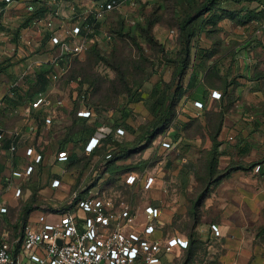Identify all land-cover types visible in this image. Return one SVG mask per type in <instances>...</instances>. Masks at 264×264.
Instances as JSON below:
<instances>
[{
	"label": "rangeland",
	"instance_id": "374dc122",
	"mask_svg": "<svg viewBox=\"0 0 264 264\" xmlns=\"http://www.w3.org/2000/svg\"><path fill=\"white\" fill-rule=\"evenodd\" d=\"M104 1L106 0L7 1L11 6L8 8L11 18L8 30L12 32L19 24L26 22V17L33 16L38 10H44L47 15L53 13L55 20L46 35L51 44L54 43L53 36L71 45L86 39L81 51L76 54L66 53L68 60L57 66L51 97H75L77 100L82 94L79 98L84 104L90 105L91 115L99 117L91 126L95 129L103 128L102 137H111L114 139L111 141L113 146H116L115 149L104 147L97 153L77 159L70 157L68 160H59V155L63 152H53V161L41 167L37 173L39 184L51 188L55 179L60 178L57 174L61 170L66 173L76 167V186H87V190L92 193L103 190L113 197L117 196V199L133 202L138 207H143L148 199L160 205L161 209L169 207L174 201L177 204L183 202L187 207L191 204L187 215L170 216V225L164 229L163 242L166 245L169 246L173 241L174 234H180L187 240V247L166 254L160 264H218V250L211 251L208 246L210 236L208 235L207 240L199 239L195 227L202 216H206L203 209L208 207L216 212L225 203H230L229 199L224 201L223 194L231 189L225 191V188L220 189L217 186L232 171L243 170L239 166H244V162L233 156L227 163L220 164V143L212 140L210 145L211 140L204 131L197 132L194 125L188 127L183 123H190L193 115L187 113L186 108L183 109V104L192 103L196 110L194 114L201 116L203 106L198 105L197 101L202 103V100L193 97L201 94L205 87H215L222 81L243 84L259 75L264 80L263 20L239 24L237 18L223 19L220 21L221 27L212 33L211 39L205 40V33H202L199 37L206 43L210 42L209 46H214L216 50L212 57L200 60L194 58L195 48H191L189 65L197 70L200 83L196 85L195 80L187 87L179 82L176 63L169 61L173 55L169 54V58L167 57L169 50L179 48V32L176 26L177 15L181 12L179 2L120 0V5L105 11L99 19L86 25L85 18L89 16L87 9L94 10ZM28 36L32 38L35 33L28 32ZM191 40L195 43L199 38L194 36ZM160 46L168 51L167 56L162 57ZM236 48L238 51H235ZM224 53L222 63L218 64L216 59ZM244 53L247 67L240 71L234 66L240 61L243 62ZM164 59L167 60L166 65L160 63ZM216 69L217 72L214 71ZM165 87L167 91L163 93ZM179 88L183 92L177 97L176 91ZM129 94L138 96L137 103L132 105L134 108L129 107ZM219 97L220 95L214 98ZM230 99L232 98L228 96V102ZM166 107H171L170 112L174 114V118L163 132L152 139L148 138L153 130L151 124L157 118H163L162 113ZM252 115L264 118V100L254 108ZM178 119L184 126H181ZM197 137L198 143H192L191 140ZM164 142H169L170 146H165ZM188 142L192 145H188ZM263 145V140H257L251 145L257 151L250 161L245 162L246 167L253 162H264ZM110 151L113 153L112 160L105 161L104 155ZM212 157L217 161L216 169L209 177L208 161ZM54 164L59 166L56 165L53 169ZM260 166L257 164L252 168L255 175L259 176L252 180L256 193L259 190L264 192V182H259L264 176V166ZM230 167L236 169L231 170ZM226 171L229 173L221 177ZM153 182L158 184L155 191H158L157 196L160 198H153L149 194L152 187L147 185ZM134 190L136 193H133ZM67 199L68 197L64 198L60 204L53 201L52 195L42 200L17 199L15 205L9 207L6 214L0 217V234H7L3 238L4 242L7 245L15 244L16 237L21 233L20 229L23 230L25 225L30 224L28 215L35 208L42 212L35 219L42 222L46 212L54 211L57 206L61 207ZM47 220L55 222L58 218L51 215ZM209 223L210 228L215 224ZM250 229L261 243L264 255V200L252 209Z\"/></svg>",
	"mask_w": 264,
	"mask_h": 264
},
{
	"label": "crops",
	"instance_id": "0c3cea01",
	"mask_svg": "<svg viewBox=\"0 0 264 264\" xmlns=\"http://www.w3.org/2000/svg\"><path fill=\"white\" fill-rule=\"evenodd\" d=\"M3 1L0 0V133L2 134L0 139V208L5 207V210H0V217L5 215L9 207L14 206L19 198L24 201L30 198L42 200L52 195L56 204H60V201L67 197L70 204L73 192L81 186L82 189L87 187L82 184L76 186L77 175L74 173L76 167L66 173L61 170L57 174L60 178L55 179L58 180V184H53L51 188L39 184L37 173L41 167H45L47 163L53 161V152L64 153L66 151L67 158L59 160H68L70 157L77 159L97 153L104 147L116 148L111 142L114 139L102 137L103 128L95 129L94 126H91L93 122L98 121L99 117L91 115L90 105L84 104L79 98L82 96L81 93L77 100L75 97H63L62 99L51 97L53 80L57 77V66L68 60L66 53H73L63 51L58 45L55 46L57 43L51 44L46 37L47 30H50L55 22L53 13L47 15L44 12L41 15L37 11L38 13L35 12L33 16L26 17V22L23 25L19 24L12 32L8 30L9 19H11L8 15V8L11 6L7 1L5 3ZM100 5L94 10L87 9L89 16L85 18L86 25L99 19L96 14ZM28 32L35 33V36L29 38ZM208 39L205 36V40ZM230 40L233 39L230 38ZM209 43L199 37L198 46L196 43L193 51L194 58L200 59L195 52L198 49L208 48L211 45ZM235 51H238L237 48ZM243 55L245 58L243 62L240 61L234 66L240 71L247 67V63L244 61L247 57L245 53ZM220 57L216 59L218 64L222 63L225 53ZM191 66L188 65L182 76V83L187 87L195 80L196 85L200 83V79L197 78V70ZM217 70L214 71L217 72ZM42 73L47 76V81L42 88L34 90L33 86L37 76ZM171 75L172 73H170ZM260 78L262 76L259 75L256 79L243 84L242 82L231 84V82L222 81L215 87H205L201 94L193 97L202 100L203 112L201 116L194 114L196 110L192 103L183 104V109L186 108L187 113L193 114L190 117V123H183L188 127L194 125L197 132L204 131L211 140L210 145H212V140L220 143V164L227 163L233 156L240 162H244L243 170L232 171L217 186L220 189L225 188V191L231 189L223 194L224 201L229 199L230 203L228 205L225 203V206L216 212L208 207L203 209L207 217L203 215L195 227L199 239L207 240L208 235L210 236L208 246L211 251L218 250V264H264L263 247L250 229L252 209L258 202L264 200V192L260 190L257 193L254 192L253 178L259 176L253 172L254 166L246 167L245 164L246 161L251 160L253 155H256L257 150L252 149L251 145L257 140H263L264 144V118L260 119L252 115L254 108L264 100V80ZM212 90L220 91V97L217 99L212 97ZM39 94L44 98L42 104L32 107L31 102ZM228 96L232 98L229 102ZM135 103L137 101H130L129 107L134 108L132 105ZM81 109L90 110V115H79L78 111ZM178 121L180 120L178 119ZM102 124L105 123L102 122ZM174 124L177 125L175 122ZM180 124L183 125L181 121ZM92 137H98L100 140L91 150H87L86 145ZM197 139L198 137L192 139V143L197 144ZM109 140L110 142H108ZM190 143L188 142V145H192ZM28 149H32V152L28 153ZM37 154L40 155L38 161L35 158ZM107 154L108 152L104 155L105 161ZM29 165L32 168L30 172H27L26 168ZM56 165L54 164L52 168L54 169ZM260 165V168L264 166V162H261ZM14 172H19V174ZM259 182H264V176ZM147 186L152 187L149 194L153 198L156 197L158 194V191H155L158 188L157 182ZM17 189L20 190L19 194L16 193ZM159 192L162 193L161 190ZM87 193L92 192L88 190ZM94 193L112 195L103 190H97ZM133 193H136V190ZM114 198L117 200L116 202L123 201L129 204L137 212L134 225L127 226L128 229L146 220L143 210L146 204H152L159 209L158 217L153 220L155 230L150 237L159 240L161 244V261L166 254L177 252L179 249L184 250L185 247L179 246L174 241L169 246L163 242L164 229L165 226L170 225V216L187 215L191 204L187 207L183 202L177 204L174 201L169 207L161 209V206L152 199L146 200L143 207H138L133 202L117 199V196ZM58 208L60 207L57 206L54 211L46 212V215H43L44 220L54 222L47 220L51 215L59 219ZM71 209L79 218L86 215V212L76 205H73ZM38 214L41 215L42 212L35 208L28 215L30 224L34 226L38 224V220L35 219ZM209 222L218 225L219 235L214 234ZM20 230L22 232V228ZM5 235L7 234H0V239ZM177 236L182 238L180 234H174L173 238ZM8 246L14 252V243Z\"/></svg>",
	"mask_w": 264,
	"mask_h": 264
},
{
	"label": "built area",
	"instance_id": "2783aa9c",
	"mask_svg": "<svg viewBox=\"0 0 264 264\" xmlns=\"http://www.w3.org/2000/svg\"><path fill=\"white\" fill-rule=\"evenodd\" d=\"M120 4V1L115 0L101 4L96 17ZM83 40L71 45L56 36L52 37V41L60 45L63 51L73 53L83 49ZM219 95L216 90L211 92L212 97ZM43 100L39 94L31 106L37 107ZM197 104L201 106L202 103L197 101ZM78 114L88 116L90 110L81 109ZM97 142L98 138L92 137L86 149L91 150ZM163 144L170 146L169 142ZM27 152L31 153L32 149ZM35 158L38 161L40 155L37 154ZM59 158L65 159L67 155L61 153ZM31 168V165L27 166L26 171L30 172ZM54 184H58V180ZM19 192L17 189L16 193ZM79 194L80 189L74 191L70 203L74 202V205L85 211V216L79 218L71 208H59L57 221L42 220L36 226L25 225L22 236L15 239L18 248L14 252L1 238L0 264H158L161 261V244L150 237L155 230L153 220L160 213L156 206L146 204L143 209L146 220L128 229L127 226L134 225L137 217V212L129 204L116 202L110 195L87 193L79 197ZM0 210H5V207ZM211 229L215 235L220 234L216 224H212ZM173 239L179 246H187V240L179 236ZM58 240L61 242L58 243Z\"/></svg>",
	"mask_w": 264,
	"mask_h": 264
},
{
	"label": "trees",
	"instance_id": "16d2710c",
	"mask_svg": "<svg viewBox=\"0 0 264 264\" xmlns=\"http://www.w3.org/2000/svg\"><path fill=\"white\" fill-rule=\"evenodd\" d=\"M111 1L113 0H106L101 4H106L107 2H111ZM115 1H120V0H115ZM3 2L5 3L6 1L4 0ZM178 2L180 5L179 7H181V12L180 14L177 15L178 19L176 22L177 24L176 26L178 27L177 29L179 32V35L177 37L179 41L178 43L179 48H174L172 50H169L168 56H167L168 51L164 48V46L163 47L160 46L159 51L160 54L163 55L162 57L166 55L169 58V54L171 56L173 55L172 58H169V61L175 62L176 66H178L177 75L180 83L182 82V76L184 74V71L187 69L189 65L191 48L196 47V43L198 46V41L194 43L191 40L194 36L196 39H198L202 33H205V36L211 39L212 33H214V31L218 30L221 27L220 21L223 19L232 20L237 18L238 19L237 22L239 24H246L250 21L263 20L262 23L264 24V0H259V2L258 0H177V3ZM253 3L255 4L253 5ZM38 12L41 13L42 15L45 11L38 10ZM215 50L216 49L214 48V46H209L206 49H198L197 52L195 53L197 54V57L200 58V60H204L205 58L208 59L209 57H212V55H214L215 53ZM166 59H164L163 62L160 61V63L166 64L167 63ZM46 81H47V76L45 75V73L38 74L33 89L36 90L42 88L45 85ZM166 91H167L166 87L163 88L162 92L165 93ZM153 92L156 91L153 90ZM182 92L183 90L179 88L176 91L177 97ZM137 97L138 96L129 94L130 101H136ZM170 109L171 107H166L165 111L162 113L163 118L162 119L157 118V120H155L154 123L151 124V129L153 130L151 134H148L147 136L148 138L151 139L154 138L156 134L163 132L166 126L169 125L170 120L174 118V114L170 112ZM107 155H109V157H106V161H110V159L113 156V153L110 151L108 152ZM261 162L262 161L253 162L251 163L250 167L255 166L257 164L260 165ZM239 167L245 168L243 166H239ZM215 169H216V160L214 157H212L208 161L209 177H211L214 174ZM233 169L236 168H231V170ZM229 171L223 172V174H221V177L223 175L226 176L229 173ZM79 189H80L79 197L84 196L88 192L87 187L82 189L81 186V188H78L76 190ZM68 200L69 199H67V201L60 208L73 207L74 202L69 204ZM22 232L17 237H21ZM14 246H15L14 251H16L18 248V243H15Z\"/></svg>",
	"mask_w": 264,
	"mask_h": 264
},
{
	"label": "water",
	"instance_id": "95a60500",
	"mask_svg": "<svg viewBox=\"0 0 264 264\" xmlns=\"http://www.w3.org/2000/svg\"><path fill=\"white\" fill-rule=\"evenodd\" d=\"M61 242V240H58V243H60Z\"/></svg>",
	"mask_w": 264,
	"mask_h": 264
}]
</instances>
